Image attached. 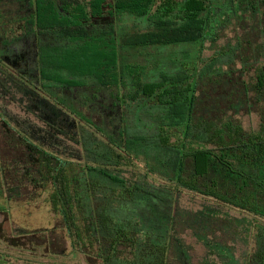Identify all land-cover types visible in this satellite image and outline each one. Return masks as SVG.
<instances>
[{
	"label": "trees",
	"instance_id": "obj_1",
	"mask_svg": "<svg viewBox=\"0 0 264 264\" xmlns=\"http://www.w3.org/2000/svg\"><path fill=\"white\" fill-rule=\"evenodd\" d=\"M0 100L37 120L0 107V197L46 192L72 253L192 264L189 232L205 264H264V0H0Z\"/></svg>",
	"mask_w": 264,
	"mask_h": 264
},
{
	"label": "rangeland",
	"instance_id": "obj_2",
	"mask_svg": "<svg viewBox=\"0 0 264 264\" xmlns=\"http://www.w3.org/2000/svg\"><path fill=\"white\" fill-rule=\"evenodd\" d=\"M229 35H232L230 31ZM19 51L22 52V50ZM0 107L13 117L21 120L29 118L27 120L37 122L33 116L27 115L22 111V104H13L6 102V100H0ZM98 110H96L97 113ZM68 111L70 112L71 109L68 108ZM94 117L97 118L96 113ZM238 119L246 129L257 128L259 122L258 116L255 113L246 114L245 112H240ZM16 121L20 125V121ZM4 137V134L1 133L0 154L2 159L9 160L13 157V151H10L5 144ZM12 179L14 180L15 177ZM13 186L18 187L17 193L14 195V197H18L17 199H11L4 203L0 197V204L3 203L4 210H6V213H0V224L3 226L4 231L7 230L10 234L15 236L28 235L29 238L32 237L30 239L31 241L28 240L29 243L38 239L39 241L35 240V246L39 248L36 249L35 254L30 255L28 253L12 252V250L9 252L7 248H3V245H0V250H4L3 255L10 258V261L14 264H95L87 260L80 253L71 252L70 244L61 227L59 218L51 212L47 203L46 192L35 190L27 181L21 183L16 182ZM180 202L181 206L187 209H197L200 204V201L187 195L183 196ZM181 237L188 248L191 263L205 264L204 247L189 232L183 233ZM230 242L231 240L227 239V243L230 244ZM233 245L235 248V256L237 259H240L239 256L247 249L246 244L238 242Z\"/></svg>",
	"mask_w": 264,
	"mask_h": 264
}]
</instances>
